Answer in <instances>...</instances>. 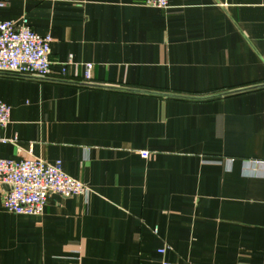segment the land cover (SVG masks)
Returning a JSON list of instances; mask_svg holds the SVG:
<instances>
[{
  "label": "crops",
  "instance_id": "1",
  "mask_svg": "<svg viewBox=\"0 0 264 264\" xmlns=\"http://www.w3.org/2000/svg\"><path fill=\"white\" fill-rule=\"evenodd\" d=\"M22 17L52 39L50 75L0 72V159L60 161L91 196L21 216L3 187L0 264H264V165H242L264 158V0L0 8Z\"/></svg>",
  "mask_w": 264,
  "mask_h": 264
},
{
  "label": "built area",
  "instance_id": "2",
  "mask_svg": "<svg viewBox=\"0 0 264 264\" xmlns=\"http://www.w3.org/2000/svg\"><path fill=\"white\" fill-rule=\"evenodd\" d=\"M8 1L0 0V8H4ZM144 4L166 9L168 0H144ZM51 41L50 36L36 35L25 17L19 21H0V72L47 77L50 75ZM66 65L61 68L62 76L66 74ZM93 67L91 63L84 65L83 82L92 83ZM9 115V107L0 101V128L9 124ZM0 142L6 140L0 138ZM138 155L147 160L151 154L142 150ZM242 165L245 170L250 169L255 174L257 168L264 165V158L244 160ZM5 186L7 190L2 193L3 207L9 213L21 216H41L50 194L63 198L82 197L85 203L91 196V190L85 184L64 173L60 161L49 164L34 157L21 161L0 159V191ZM153 232L156 233V229ZM168 249V246H164L157 252L164 256ZM160 264L171 263L162 259Z\"/></svg>",
  "mask_w": 264,
  "mask_h": 264
}]
</instances>
